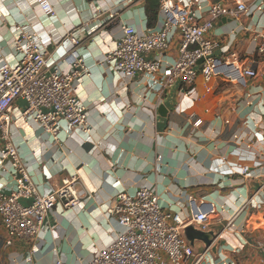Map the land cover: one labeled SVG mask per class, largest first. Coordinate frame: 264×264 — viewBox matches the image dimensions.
Instances as JSON below:
<instances>
[{
    "label": "crops",
    "instance_id": "1",
    "mask_svg": "<svg viewBox=\"0 0 264 264\" xmlns=\"http://www.w3.org/2000/svg\"><path fill=\"white\" fill-rule=\"evenodd\" d=\"M50 1L54 16L45 15L34 0H0V59L15 60L13 39L21 30L37 33L52 50L96 12L117 10V16L92 36L84 34L76 48L89 70L75 84L89 112L88 134L76 130L53 142L20 118L25 103L16 102L10 137L38 190L47 192L60 186L63 177L76 175L80 200L69 209L57 204L47 218L49 231L14 238L9 245L0 220V264H54L57 259L87 264L121 229L107 214L115 195L135 194L145 184L183 216L191 196L215 209L205 232L216 236L214 249L201 264H264V60L254 39L264 34V10L251 2L240 21L223 17L207 34L219 41L217 55L235 51L257 75L245 86L217 80L205 101L193 103L180 99L179 82L169 88L160 84L164 65L179 55L178 31L171 34L162 66L152 76L125 78L102 62L124 25L138 32L161 28L159 0ZM214 1L219 0H199L203 8ZM55 50L56 64L67 70L71 60H61L62 51ZM160 104L166 116L159 114ZM14 187V179L0 168V191ZM251 197L258 204L244 207ZM197 231L193 224L183 229L194 250L202 251L206 245Z\"/></svg>",
    "mask_w": 264,
    "mask_h": 264
},
{
    "label": "built area",
    "instance_id": "2",
    "mask_svg": "<svg viewBox=\"0 0 264 264\" xmlns=\"http://www.w3.org/2000/svg\"><path fill=\"white\" fill-rule=\"evenodd\" d=\"M34 1L45 15H55L50 0ZM225 1H214L203 8L199 0H159L163 14L161 28L149 27L138 32L133 26L124 25L121 37L105 52L102 62L125 78L152 76L162 66V55L169 48L171 34L178 31L179 55L162 69L163 88L179 82L180 99L187 97L199 103L214 92L213 83L217 80L245 86L257 71L235 51L217 55L219 41L207 34L223 17L240 21L248 14L251 2L264 10V0ZM116 16L117 10L96 12L91 20L68 31L52 50L37 33L21 30L13 39L15 60L0 59V168L15 182L12 191H0V220L8 245L14 238L32 239L41 231H49L47 218L56 205L69 209L80 200L75 188L76 175L63 177L60 186L47 192L38 190L19 157L18 147L11 141L16 102L25 103L20 118L42 129L53 142H59L63 135L71 136L76 130L88 134L89 112L80 101L75 84L89 75V70L76 48L84 34L92 36L111 25ZM254 39L256 52L264 60V34ZM56 48L62 51L61 60H71L67 70L56 64L58 57L56 60L53 57V52L58 54ZM199 123L196 120L193 124ZM246 172L247 168L241 169V173ZM257 204L251 197L243 206ZM107 212L121 229L87 264H201L211 255V245L195 251L183 233L187 224H193L198 231H208L215 209L206 208L202 199L189 197L188 213L183 216L173 210L172 204L163 205L156 189L145 184L135 194L118 192ZM54 264L66 263L57 259Z\"/></svg>",
    "mask_w": 264,
    "mask_h": 264
},
{
    "label": "water",
    "instance_id": "3",
    "mask_svg": "<svg viewBox=\"0 0 264 264\" xmlns=\"http://www.w3.org/2000/svg\"><path fill=\"white\" fill-rule=\"evenodd\" d=\"M201 62V60H200ZM167 108L165 107V105L160 104L158 106V112L161 116H166L167 114ZM197 237L199 238V240H201L202 242L205 243L206 246H210L211 245V249H214L213 243L216 239V236H210L209 234L205 233V232H201V231H197Z\"/></svg>",
    "mask_w": 264,
    "mask_h": 264
}]
</instances>
